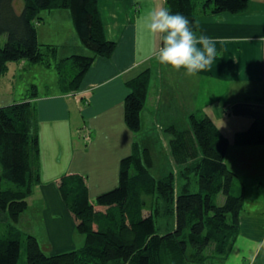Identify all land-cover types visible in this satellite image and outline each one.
<instances>
[{"label":"trees","instance_id":"1","mask_svg":"<svg viewBox=\"0 0 264 264\" xmlns=\"http://www.w3.org/2000/svg\"><path fill=\"white\" fill-rule=\"evenodd\" d=\"M15 1L0 0V36L6 34L0 43V74L6 72L11 60L49 63L57 47L37 40L36 25L43 11L69 10L80 42L93 53H73L61 60L70 59L73 65L71 76L59 70L64 91L78 90L94 59L109 57L116 47L105 37L98 0H21L19 11ZM248 5L249 0H166L165 8L196 24L200 14L237 13ZM149 82V68L126 82L124 120L133 132L141 129L140 114ZM35 94L32 86L25 100L0 106V221L5 227L0 230V264H17L22 244L26 264H224L239 235L245 192L224 155L230 143H264V118L253 119L235 132L231 142L208 115L190 114L188 129L170 126L174 135L171 154L186 163L181 173L187 179L179 191L173 172L151 173L150 149L137 144L134 152L120 160L119 183L98 194L94 202L89 200L80 175L63 176L59 180L61 195L84 243L77 249L48 253L34 234L14 224L40 178L39 139L31 101ZM190 172L196 175L195 191L190 190ZM220 193L224 199L218 204L215 200ZM162 215L167 218L164 225L173 219V227L158 230L155 220Z\"/></svg>","mask_w":264,"mask_h":264},{"label":"crops","instance_id":"2","mask_svg":"<svg viewBox=\"0 0 264 264\" xmlns=\"http://www.w3.org/2000/svg\"><path fill=\"white\" fill-rule=\"evenodd\" d=\"M127 1L129 4L124 0H98L105 37L114 41L116 47L109 57L94 59L78 90H62L58 71L54 82L57 89L39 93L40 84L46 87L48 82L38 75H49L45 67L50 65L31 63L26 58L8 62L6 72L0 74V106L25 100L26 93L35 87L31 101L39 139L40 178L27 198V206L35 194L45 229V246L41 247L50 253L77 249L84 243L62 198L59 180L68 174L80 175L89 200L94 202L98 194L119 183L120 160L134 152L135 144L138 148L148 147L142 141L151 138L146 130L143 134L141 127L133 132L124 120V99L129 91L126 82L143 69H150L149 103L154 101L157 116L168 119V125L160 127L162 130L166 128L173 134L172 125L188 129L189 115L197 114V106L208 110L198 116L208 115L222 122L220 127L216 125L231 142L235 132L246 128L253 119L264 118V0H249L241 12L197 17V34L218 38L222 43L216 45L217 55L211 68L194 76L185 75L183 69L176 71L161 65L155 59H145L158 41L145 29L144 18L150 11L166 7V0ZM21 7L22 1L16 0L15 8L19 11ZM41 15L42 20L36 25L37 40L57 47L55 54L49 56L56 59V65L73 53L85 52L87 48L77 36L69 10L53 9ZM27 72L23 88L19 89L18 76ZM188 81H195V85H190L193 90H188ZM173 89L180 94L178 100L171 96ZM174 106L178 108L174 110ZM178 111L187 117L183 128L175 123L180 122L175 118ZM148 112H141V120ZM228 121L232 124L226 125ZM224 160L245 188L235 244L242 236L250 241L245 256H240L235 244L230 256L237 255L240 264H264V143H230ZM230 260L224 264H231Z\"/></svg>","mask_w":264,"mask_h":264},{"label":"rangeland","instance_id":"3","mask_svg":"<svg viewBox=\"0 0 264 264\" xmlns=\"http://www.w3.org/2000/svg\"><path fill=\"white\" fill-rule=\"evenodd\" d=\"M121 1V0H119ZM125 4H129V2L127 0H124ZM154 2V1H152ZM42 25V22L38 24V27ZM6 40V34L0 36V43L3 44L4 41ZM84 53L79 52L80 54L83 55H90L93 54L91 50H89L88 48L85 49ZM89 50V51H88ZM52 58V57H51ZM66 58V57H65ZM21 59H25V58H21ZM56 59H49V64H47V66L49 67H45L47 70H49V75H38L43 79H46L44 81H47L48 83L46 84L47 86H39V93H43L45 91H54V89L56 88L55 85V81L57 79V73L59 70H61L65 75H69L72 71H73V65L70 59H65L64 61H58V64L60 65V68L57 67V65L55 64ZM9 62H16V60H11ZM40 64L46 63L45 62H38ZM15 66V65H14ZM37 66H42V65H37ZM31 72V71H30ZM33 74V72H31ZM28 72L27 73H22V75L18 76V83L16 84L17 87L19 89L23 88V83H24V77L27 75L28 76ZM153 75V73H152ZM49 76V78H48ZM166 78V76H164ZM48 78V79H47ZM153 82V81H152ZM152 84V83H151ZM194 84L195 85V81L190 82L188 81V90H193L194 87L190 86ZM158 87V85H157ZM43 89H45L43 91ZM150 91V90H149ZM171 96L173 99L178 100L180 98V94L177 92L176 89H173L171 92ZM163 103V101H162ZM196 103L200 104V101L196 100ZM150 108V110H149ZM178 108V106H174V110ZM180 108V107H179ZM149 110V112H148ZM143 111H147V115L145 114L141 120L142 124V128H144V131L142 132L143 134L146 132L151 136V138H146L142 141L146 142L148 145V148L150 149L152 158H153V164L150 167L151 173L154 176H161L163 174H167L168 172H173L175 179H174V185L175 188L179 191L180 187L182 185V183L187 179L186 177H184L181 173L182 167L183 165L181 164V162H179L178 160H176V158L173 157V155L171 154L170 151V140L171 137L173 136V134L168 130V129H161L160 127H166V125H168L167 121L165 117L161 116V114H159L158 116L155 114L156 109L154 108V101L150 100L149 103V98L147 97L146 99V103L143 107ZM206 111H208L207 109L205 110V108H202V110H200L199 108H197V106L195 107V112L198 115H202V113H207ZM211 114V113H210ZM170 115V114H169ZM212 115V114H211ZM149 116V117H148ZM173 117V115H171ZM176 121H180V122H175L179 127H185L187 125V117L184 118L182 115H180V111H178V115L175 116ZM212 118V117H211ZM184 119V120H183ZM214 122L220 127V125H222V122L217 121V119H214ZM185 121V122H183ZM232 124L231 122H227L226 125H230ZM189 175L188 179L190 180V190L191 191H195L197 190V182H196V175L192 172H190L189 174H187V176ZM223 195L220 193L218 194L217 198H216V202L218 204H221L223 202ZM41 206H40V202L37 199L36 195H32L31 198L29 199V204L27 206V208L24 209V211H22L20 218L18 219L17 222H14L15 226L18 227L21 231L25 232V233H32L35 236L37 235V238L39 240L40 243V247L45 246V243L43 242V240H46L45 238V229H44V225H43V221L40 220V211H41ZM166 216L162 215L159 217H156L155 220V224L156 227L162 226L163 229H159L161 231H164L167 228H171L173 227V219L170 220V223L168 225H164ZM171 219V218H168ZM4 227V223L3 221H0V230H3ZM78 232V231H77ZM76 234L78 235V232ZM79 238L80 236L78 235V239L76 238L77 243H79ZM249 239L246 236H242L241 238H239L235 244L236 247H239L240 256H245V247H247L248 243H249ZM79 245V244H78ZM46 252L50 253V251L46 250ZM235 252H233L232 254L234 255ZM231 259V264H240L238 261H236L237 259V255L234 256H230L228 258V260ZM244 259V257L241 258V260ZM26 257H25V250H24V245L22 244V249H21V255L20 258L18 260L17 264H26Z\"/></svg>","mask_w":264,"mask_h":264},{"label":"clouds","instance_id":"4","mask_svg":"<svg viewBox=\"0 0 264 264\" xmlns=\"http://www.w3.org/2000/svg\"><path fill=\"white\" fill-rule=\"evenodd\" d=\"M145 29L157 38V46L145 58L173 70L194 76L211 68L217 55L218 38L197 34L194 21L165 7L150 11L144 18Z\"/></svg>","mask_w":264,"mask_h":264}]
</instances>
